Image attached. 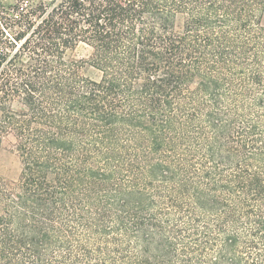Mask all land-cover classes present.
Here are the masks:
<instances>
[{"label":"trees","instance_id":"obj_1","mask_svg":"<svg viewBox=\"0 0 264 264\" xmlns=\"http://www.w3.org/2000/svg\"><path fill=\"white\" fill-rule=\"evenodd\" d=\"M9 10L0 264H264V0Z\"/></svg>","mask_w":264,"mask_h":264},{"label":"rangeland","instance_id":"obj_2","mask_svg":"<svg viewBox=\"0 0 264 264\" xmlns=\"http://www.w3.org/2000/svg\"><path fill=\"white\" fill-rule=\"evenodd\" d=\"M16 0H0V20L3 22V25L0 24V42L5 40V37L2 36V33L5 32L4 18L11 14L15 16L16 11L12 12L10 9L11 6L15 5ZM264 25V18H263ZM91 56V49L83 43H80L76 46L71 52L70 57L75 61H87ZM84 73L87 75L98 78L99 73L90 66H86ZM22 167V158L21 155L17 152L14 147V139L12 136L6 139L4 143V149L0 153V173L3 178H5L10 185H13L17 182L20 171Z\"/></svg>","mask_w":264,"mask_h":264}]
</instances>
